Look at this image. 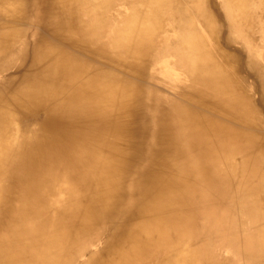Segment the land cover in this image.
I'll return each mask as SVG.
<instances>
[{"label": "bare ground", "instance_id": "obj_1", "mask_svg": "<svg viewBox=\"0 0 264 264\" xmlns=\"http://www.w3.org/2000/svg\"><path fill=\"white\" fill-rule=\"evenodd\" d=\"M0 264H264V0H0Z\"/></svg>", "mask_w": 264, "mask_h": 264}, {"label": "rangeland", "instance_id": "obj_2", "mask_svg": "<svg viewBox=\"0 0 264 264\" xmlns=\"http://www.w3.org/2000/svg\"><path fill=\"white\" fill-rule=\"evenodd\" d=\"M164 64H166V65H164V67L167 68V69H169V67H168V66H169L168 63L165 62ZM172 72L174 73V71H172Z\"/></svg>", "mask_w": 264, "mask_h": 264}]
</instances>
